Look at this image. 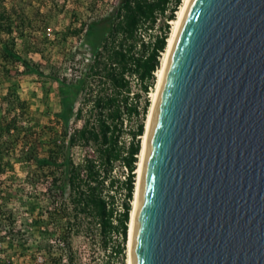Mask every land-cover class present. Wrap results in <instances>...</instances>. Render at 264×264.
Instances as JSON below:
<instances>
[{
    "label": "water",
    "instance_id": "obj_1",
    "mask_svg": "<svg viewBox=\"0 0 264 264\" xmlns=\"http://www.w3.org/2000/svg\"><path fill=\"white\" fill-rule=\"evenodd\" d=\"M131 264H264V0H188L147 132Z\"/></svg>",
    "mask_w": 264,
    "mask_h": 264
},
{
    "label": "trees",
    "instance_id": "obj_2",
    "mask_svg": "<svg viewBox=\"0 0 264 264\" xmlns=\"http://www.w3.org/2000/svg\"><path fill=\"white\" fill-rule=\"evenodd\" d=\"M182 2L116 0L105 13L83 22L84 42L73 47L71 71L52 74L60 102L56 125L39 126L29 101L14 84L0 98V201L16 177L13 159L21 161L23 179L35 188L27 197L43 237L39 247L44 264H74L72 239L77 234L89 238L93 250L125 255L141 138L151 105L147 94L157 80L169 21L177 17ZM39 14V5L11 10L0 6V67L18 62L25 71L43 73L28 56L40 52L36 33L45 18ZM159 14L164 16L161 32L145 41L141 30L154 25ZM133 74L142 100L132 89ZM119 190L123 197L118 203ZM1 213L12 222L10 211Z\"/></svg>",
    "mask_w": 264,
    "mask_h": 264
},
{
    "label": "rangeland",
    "instance_id": "obj_3",
    "mask_svg": "<svg viewBox=\"0 0 264 264\" xmlns=\"http://www.w3.org/2000/svg\"><path fill=\"white\" fill-rule=\"evenodd\" d=\"M115 2L116 0H0V6H5L8 10L11 8L21 9V4L30 6L31 9H35L39 5L40 14L38 17L39 19L45 18L44 24L39 22L41 25L36 33L40 52L28 53V56L39 65L43 73L25 71L22 64L7 61L0 67V98L6 93L8 86L14 84L19 95L29 101V112L34 116L39 126L56 125L55 112L60 109V102L58 81L52 74L71 71L73 47L80 41L84 42L83 22L89 20L91 16L105 13ZM163 20L164 16L159 14L154 25L141 30V37L145 41L152 40L155 34L161 32ZM173 26L174 24L171 23V31ZM70 30H76V32ZM131 82L133 91L140 92L142 100L144 93L140 89L138 78L132 76ZM156 83L149 92L151 103V93L155 89ZM1 105L0 102V109H2ZM147 119L148 115L146 122ZM79 124L80 121H77L75 126ZM130 124L133 125L134 120H131ZM141 139L143 142V136ZM13 160L16 177L4 197L6 199L0 201V264H41L42 262L44 264L46 257L39 247L43 237L33 222L29 212L32 200L27 197L29 193L34 194L35 188L23 179L25 169L21 165V161ZM120 175L123 176L122 172ZM122 197L123 190L117 191L118 203L121 202ZM133 200L134 196L131 201L132 207ZM4 211L12 213V222L4 218L1 213ZM128 241L129 230L125 255L121 257L120 255H110V250L101 248L93 250L94 247L89 238L83 234L74 235L72 239L74 264L87 262L129 264ZM52 242L54 241L52 240ZM109 261L110 263H108Z\"/></svg>",
    "mask_w": 264,
    "mask_h": 264
},
{
    "label": "bare ground",
    "instance_id": "obj_4",
    "mask_svg": "<svg viewBox=\"0 0 264 264\" xmlns=\"http://www.w3.org/2000/svg\"><path fill=\"white\" fill-rule=\"evenodd\" d=\"M188 0H183L182 4H181V8L177 11L178 16L177 18L171 20V23L174 24L172 31L169 35L168 38V42H167V46L165 51L163 52L162 58H161V65L159 67V69L156 71V76H157V83H156V87L155 89L152 91L151 95H152V103L150 106V110L148 113V119L146 122V129H145V133L143 135V142H142V149L140 151L139 154V161H138V167L136 169L137 171V179H136V185H135V190H134V200H133V207L131 210V215H130V224H129V241H128V254H129V264H131V254H130V244H131V229H132V224H133V217H134V210H135V205H136V199H137V193H138V188H139V183H140V177H141V170H142V162H143V157H144V148H145V142H146V137H147V132H148V128H149V124H150V118H151V113H152V108H153V104L155 101V97L157 94V90H158V86L162 77V73L163 70L165 68L169 53H170V49L178 28V25L180 23V20L182 18L184 9L186 7ZM170 22V21H169Z\"/></svg>",
    "mask_w": 264,
    "mask_h": 264
},
{
    "label": "built area",
    "instance_id": "obj_5",
    "mask_svg": "<svg viewBox=\"0 0 264 264\" xmlns=\"http://www.w3.org/2000/svg\"><path fill=\"white\" fill-rule=\"evenodd\" d=\"M132 76H135V75L133 74ZM132 76H131V77H132ZM131 77H130V78H131ZM149 92H150V91H149ZM149 92H148V95H149Z\"/></svg>",
    "mask_w": 264,
    "mask_h": 264
}]
</instances>
